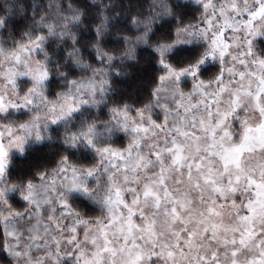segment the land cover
Listing matches in <instances>:
<instances>
[{"label": "clouds", "instance_id": "1", "mask_svg": "<svg viewBox=\"0 0 264 264\" xmlns=\"http://www.w3.org/2000/svg\"><path fill=\"white\" fill-rule=\"evenodd\" d=\"M0 264H264V0H0Z\"/></svg>", "mask_w": 264, "mask_h": 264}]
</instances>
